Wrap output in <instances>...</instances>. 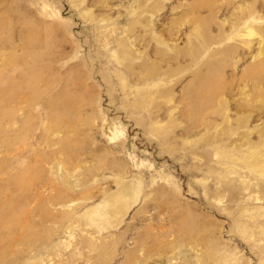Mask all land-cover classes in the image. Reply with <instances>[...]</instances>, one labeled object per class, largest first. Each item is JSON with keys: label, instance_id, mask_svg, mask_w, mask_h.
<instances>
[{"label": "rangeland", "instance_id": "1", "mask_svg": "<svg viewBox=\"0 0 264 264\" xmlns=\"http://www.w3.org/2000/svg\"><path fill=\"white\" fill-rule=\"evenodd\" d=\"M0 264H264V0H0Z\"/></svg>", "mask_w": 264, "mask_h": 264}]
</instances>
